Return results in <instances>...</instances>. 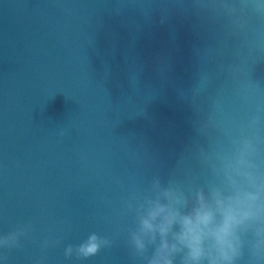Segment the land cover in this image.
Segmentation results:
<instances>
[{
    "label": "water",
    "instance_id": "water-1",
    "mask_svg": "<svg viewBox=\"0 0 264 264\" xmlns=\"http://www.w3.org/2000/svg\"><path fill=\"white\" fill-rule=\"evenodd\" d=\"M223 2L0 0V235L32 225L8 264H134L133 189L206 183L254 115L264 137V16ZM93 232L113 247L65 259Z\"/></svg>",
    "mask_w": 264,
    "mask_h": 264
},
{
    "label": "clouds",
    "instance_id": "clouds-1",
    "mask_svg": "<svg viewBox=\"0 0 264 264\" xmlns=\"http://www.w3.org/2000/svg\"><path fill=\"white\" fill-rule=\"evenodd\" d=\"M249 7L257 16H264V0H241L239 9L227 0L221 4L241 29ZM261 121L260 114L250 117L237 135L229 137L230 149L207 160L211 178L206 183L185 186L156 176L146 189L130 192L123 202V214L134 220V227L127 230L134 264H264ZM31 231L28 224L0 235V264H8L5 253L22 249L21 241ZM50 246L48 239L42 242L43 249ZM112 247L111 239L93 232L79 244H68L64 257L85 261Z\"/></svg>",
    "mask_w": 264,
    "mask_h": 264
}]
</instances>
